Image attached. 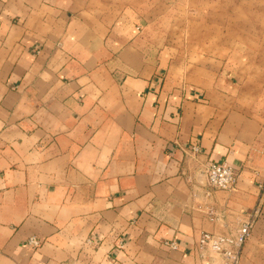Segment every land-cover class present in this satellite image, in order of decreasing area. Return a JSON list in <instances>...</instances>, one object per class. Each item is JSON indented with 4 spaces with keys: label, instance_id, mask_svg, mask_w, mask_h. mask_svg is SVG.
<instances>
[{
    "label": "crops",
    "instance_id": "1",
    "mask_svg": "<svg viewBox=\"0 0 264 264\" xmlns=\"http://www.w3.org/2000/svg\"><path fill=\"white\" fill-rule=\"evenodd\" d=\"M108 8L0 0V264H209L206 209L262 206L264 85L225 56L166 59ZM208 158L233 192L194 195Z\"/></svg>",
    "mask_w": 264,
    "mask_h": 264
},
{
    "label": "rangeland",
    "instance_id": "2",
    "mask_svg": "<svg viewBox=\"0 0 264 264\" xmlns=\"http://www.w3.org/2000/svg\"><path fill=\"white\" fill-rule=\"evenodd\" d=\"M109 14L143 27L149 42L166 59L225 56L253 75L254 96L264 85V0H107ZM217 56V57H216ZM261 84V85H260ZM242 264H264V201L247 243Z\"/></svg>",
    "mask_w": 264,
    "mask_h": 264
},
{
    "label": "built area",
    "instance_id": "3",
    "mask_svg": "<svg viewBox=\"0 0 264 264\" xmlns=\"http://www.w3.org/2000/svg\"><path fill=\"white\" fill-rule=\"evenodd\" d=\"M189 152L197 157L200 148L194 146ZM201 165V176L206 178L208 189L204 193L196 190L195 196L199 193L209 197L213 190L233 192L236 189L238 172L227 159L215 161L208 158ZM191 182H193L192 179ZM206 213L210 221L221 224L224 232L203 233L197 245L199 256L209 264H242L243 249L254 228L259 209L251 215L245 213L235 215L209 207L206 209ZM43 244V239L34 236L28 239L26 246L32 250H38ZM173 248H175V244Z\"/></svg>",
    "mask_w": 264,
    "mask_h": 264
}]
</instances>
